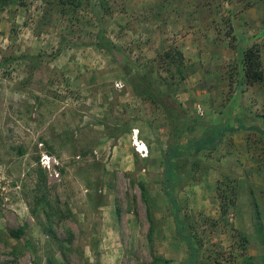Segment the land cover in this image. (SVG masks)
<instances>
[{
  "label": "rangeland",
  "instance_id": "374dc122",
  "mask_svg": "<svg viewBox=\"0 0 264 264\" xmlns=\"http://www.w3.org/2000/svg\"><path fill=\"white\" fill-rule=\"evenodd\" d=\"M99 23L114 49L94 45ZM250 46L264 64V0H0V264H182L162 191L171 127L131 81L161 79L192 122L184 145L203 117L233 123L248 110L264 127V81L243 80ZM183 159L174 194L201 264H264V134L239 129Z\"/></svg>",
  "mask_w": 264,
  "mask_h": 264
},
{
  "label": "trees",
  "instance_id": "16d2710c",
  "mask_svg": "<svg viewBox=\"0 0 264 264\" xmlns=\"http://www.w3.org/2000/svg\"><path fill=\"white\" fill-rule=\"evenodd\" d=\"M56 2L63 5L78 6L83 0H56ZM95 36L96 42L94 45L97 48L108 51L115 48V44L105 35L101 23L98 24ZM177 54L178 58L183 60L182 53L177 52ZM163 56L168 59V63L174 61L173 54L167 52ZM181 65L180 63L179 66ZM242 70L243 80L248 84L252 85L264 81V64L260 50L257 47L250 46L242 52ZM131 71L128 70L126 74L129 75L132 73ZM181 72L180 69L179 73ZM160 81V78L156 79L150 72H140L137 74L136 79L131 81V85L135 95L146 97L155 105L160 106L168 118L171 130L163 160L162 191L175 223L176 235L185 242L188 251V255L182 264H201L200 250L203 244H198L199 239L194 225L181 215V206L174 194L173 185L180 176L178 161L186 157L196 159L200 153L212 150L227 133H233L239 129H254L264 134V127L258 124L257 114H253L248 110L243 111L241 117H238L236 122L233 123L226 121L221 124H214L203 117L201 121L205 124V127H203L200 135L190 138L184 145L180 142L182 135L184 131L190 129L192 122L184 120L183 117L186 116H183L182 107L176 100H168L171 94L161 87ZM230 199L229 197L228 200L231 201ZM226 208L227 206L222 204V210L226 211ZM9 233L14 237H20L23 229H10ZM215 264H218V262Z\"/></svg>",
  "mask_w": 264,
  "mask_h": 264
},
{
  "label": "built area",
  "instance_id": "2783aa9c",
  "mask_svg": "<svg viewBox=\"0 0 264 264\" xmlns=\"http://www.w3.org/2000/svg\"><path fill=\"white\" fill-rule=\"evenodd\" d=\"M116 87L121 88L123 86L122 82H118L115 84ZM131 144L135 150V152L142 158H145L148 156V146L146 142L140 137L139 130L137 128L132 129L131 134ZM40 164L41 167L48 172L50 176L57 177L59 175V172L56 169V166L58 165V159L45 151L40 153Z\"/></svg>",
  "mask_w": 264,
  "mask_h": 264
}]
</instances>
